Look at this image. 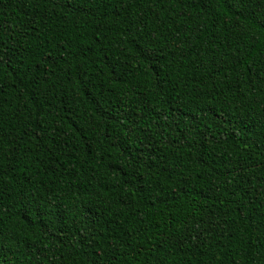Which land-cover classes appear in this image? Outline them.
<instances>
[{
	"label": "trees",
	"instance_id": "1",
	"mask_svg": "<svg viewBox=\"0 0 264 264\" xmlns=\"http://www.w3.org/2000/svg\"><path fill=\"white\" fill-rule=\"evenodd\" d=\"M0 264H264V0H0Z\"/></svg>",
	"mask_w": 264,
	"mask_h": 264
}]
</instances>
